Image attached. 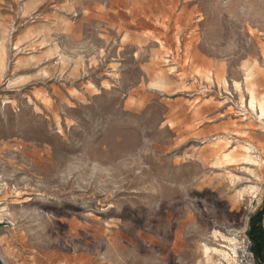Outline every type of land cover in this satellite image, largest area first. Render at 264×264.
Masks as SVG:
<instances>
[{"label": "rangeland", "instance_id": "374dc122", "mask_svg": "<svg viewBox=\"0 0 264 264\" xmlns=\"http://www.w3.org/2000/svg\"><path fill=\"white\" fill-rule=\"evenodd\" d=\"M263 205L264 0H0L3 264H255Z\"/></svg>", "mask_w": 264, "mask_h": 264}, {"label": "trees", "instance_id": "16d2710c", "mask_svg": "<svg viewBox=\"0 0 264 264\" xmlns=\"http://www.w3.org/2000/svg\"><path fill=\"white\" fill-rule=\"evenodd\" d=\"M264 205L249 217L247 237L251 240V251L254 256L255 264H264Z\"/></svg>", "mask_w": 264, "mask_h": 264}, {"label": "built area", "instance_id": "2783aa9c", "mask_svg": "<svg viewBox=\"0 0 264 264\" xmlns=\"http://www.w3.org/2000/svg\"><path fill=\"white\" fill-rule=\"evenodd\" d=\"M242 252L246 259L252 261L254 259L253 253L251 251V240L246 236L244 239V245L242 247Z\"/></svg>", "mask_w": 264, "mask_h": 264}, {"label": "water", "instance_id": "95a60500", "mask_svg": "<svg viewBox=\"0 0 264 264\" xmlns=\"http://www.w3.org/2000/svg\"><path fill=\"white\" fill-rule=\"evenodd\" d=\"M0 264H3L1 260H0Z\"/></svg>", "mask_w": 264, "mask_h": 264}, {"label": "bare ground", "instance_id": "6f19581e", "mask_svg": "<svg viewBox=\"0 0 264 264\" xmlns=\"http://www.w3.org/2000/svg\"><path fill=\"white\" fill-rule=\"evenodd\" d=\"M262 108V107H261Z\"/></svg>", "mask_w": 264, "mask_h": 264}]
</instances>
